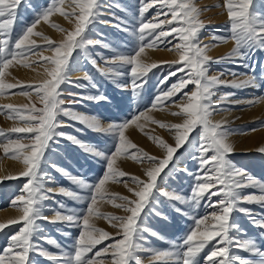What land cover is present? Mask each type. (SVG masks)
Instances as JSON below:
<instances>
[{"label":"snow or ice","instance_id":"6c2138e0","mask_svg":"<svg viewBox=\"0 0 264 264\" xmlns=\"http://www.w3.org/2000/svg\"><path fill=\"white\" fill-rule=\"evenodd\" d=\"M21 3L22 0H0V95L18 94L30 98L34 93L38 103L30 102L20 106L7 104L0 107V111L7 110L9 118L23 123V126L12 127L8 131L27 134L13 138L0 131V137H3L0 140V147L8 158L22 163L23 171L19 173V177L26 178L20 194L11 201V206L15 207L20 215L0 223V231L9 225H19L8 237L6 246L0 249V264H34L33 254L47 258L52 264H142L138 256V252L141 251L151 253L153 264H264V249L256 240L235 235L234 233L240 232L241 229L233 220V213L239 212L247 215L254 226L264 230V213L257 219L253 216L252 209L241 206L246 203L264 208V182L253 178L229 158L234 149L228 137L234 130L224 127V122H214L211 118L218 106L242 102L230 99L235 95L233 92L218 94L221 86L233 89H259L264 84V66L257 75L253 59L257 51H264V12L256 10L254 0H223L222 8L227 17L225 31L228 35L213 34L212 39L217 44L232 41L234 47L227 56L215 61L207 54L210 46L204 45L200 39V32L205 25L200 20L201 11L196 7L194 0H139L137 23L133 26V35L136 37V46L133 50L128 54H117L111 58L102 57L105 61L103 67L97 64L95 58L86 56V59L101 75L109 79L129 76L131 95L133 100H137L147 83L148 73L158 67L155 63L144 62L142 54L145 48H157L161 44H166L170 45L167 50L174 51L177 59L169 64L170 71L162 78L161 85L167 83L173 76H176L177 80L167 88L158 85L156 95L144 111H139L122 122H110L107 127L95 116H86L64 107L65 100L62 98L64 92L61 89L62 84L74 83L70 77L73 71L71 61L76 50L85 51L88 46L96 44L109 47L102 41L89 39L86 35V30L101 15L103 6L100 0H71L68 5L71 11L65 10L66 0H49L48 4L36 12L30 25L25 26L22 32L14 36L17 9ZM153 8L155 13L152 17H146V13ZM56 14L73 22V29L66 30L53 23L51 17ZM113 18L118 21L115 27L123 31L129 30L127 21L114 14ZM41 22L62 32L63 39L56 42L35 31ZM34 37L43 40L44 45H38ZM169 37L172 39L169 40ZM174 41L176 42L173 43ZM45 51L51 55H43ZM32 56H38L43 61V72L40 74L43 78L34 84H28L26 89L19 81L8 82L7 69L13 64L31 67L29 59ZM223 61L237 64L248 69V72L239 74L232 72L233 76L244 78L231 81L220 79V76L224 75L223 72L209 76L210 62ZM177 73L183 75L178 76ZM82 79L88 83H74V86L81 89L98 87L89 73L85 72ZM189 85L192 87L189 88ZM118 87L128 88L129 84H121ZM16 88H20L21 91L19 93L8 91ZM178 94L179 100L174 99ZM67 95L74 98L71 103H79L82 100L99 102L107 99L103 94L81 95L68 92ZM213 97L217 98L214 100ZM261 101H264V97L253 98L247 103ZM170 105L178 109L170 114L178 117L180 122L164 123L149 115L153 109L163 110ZM61 116L78 121L92 131L110 136L114 141L113 150L107 152L99 150L75 136L58 131L64 126V121L59 119ZM141 120L156 124L173 135L174 146L156 135L148 136V139L163 151L162 158L149 155L126 136V130L133 125L143 131V125L138 123ZM197 130V135L190 139V134ZM57 137L70 140L86 153L102 160L106 170L96 183H89L83 178L70 176L65 172L71 182L87 195L81 196L63 187L58 191L72 200L85 201L87 206L83 212H79L68 209L61 203L60 208L64 211L57 210L49 220V217L44 215L43 202L51 199L48 193L53 190L45 188L44 177L47 174L41 172V164L45 159L46 150L51 146L50 142L57 143ZM186 143L193 150L192 158L198 163V170L193 175V186L187 197L162 190L160 187L164 180L161 173H164L174 154ZM259 151L264 153V148H260ZM121 158L131 159L137 163L148 162L150 165L144 169L145 178L130 177L135 187H128V191L134 198L117 197L107 193L108 182H121L118 178L129 175L116 166V162ZM57 170L63 172L62 169ZM123 182L127 186L128 182ZM245 188L256 189L257 192L244 194L242 190ZM157 195L188 205L190 209L188 215L193 223L187 233L180 240L172 242L169 248L152 251L140 244L144 239L142 235L144 231L156 235L151 233L150 229L142 227L141 213L154 202ZM212 197L218 199L213 201ZM117 198L121 201L119 204L115 203ZM98 200L112 203L127 215L101 214L96 207ZM202 203L205 208L213 210L199 215L197 210ZM176 211L184 212L181 208H177ZM101 217L117 229L115 234L95 226L93 220ZM41 220L78 228V236L73 239L71 247L64 250L60 244L48 237L42 238L60 249L59 253H52L41 247L35 239L40 231L38 221ZM64 234L70 235L67 232ZM261 235L264 238V232ZM105 241L109 243L105 244ZM99 245L103 247H98ZM234 249L258 259L245 258Z\"/></svg>","mask_w":264,"mask_h":264},{"label":"rangeland","instance_id":"374dc122","mask_svg":"<svg viewBox=\"0 0 264 264\" xmlns=\"http://www.w3.org/2000/svg\"><path fill=\"white\" fill-rule=\"evenodd\" d=\"M48 3L49 0H22L21 5L17 9V19L14 25L13 35L15 36L19 34L23 31L25 26L30 25L35 18L36 12ZM66 3L65 10L71 11L69 6L66 7V5L71 3V0H66ZM100 3L103 6L101 15L96 18L95 23L89 26V29L86 30V35L89 39L102 41L109 47L105 48L100 44H96L88 46L85 51L76 50L73 53L71 61L73 71L71 72L70 77L71 81L74 83L87 84L88 82L82 79L84 73L87 72L92 76L93 81L98 87L81 89L75 87L74 83H65L61 85V89L64 92V95L62 96L65 100L64 107L71 108L83 115L88 114V116H95L100 119L105 127H107L110 122H122L125 119H130L134 114H138L139 111H144L156 95L158 85L167 88L172 83L176 82L177 77L173 76L167 81V83L161 85L162 78L170 71L169 64L172 61H175L177 56L174 54V51L167 50L170 45L161 44L157 48H145V51L142 54L144 62L155 63L158 67L152 69V71L148 73V76L146 77L147 83L143 87L141 97L137 100H133L129 76L109 79L106 76L101 75L100 72L92 66L89 60L86 59V56L95 58L97 64L103 67L105 61L102 57L111 58L117 54H128L133 50L136 46V37L133 35V26L137 23L139 0H100ZM194 3L196 7L200 9V20L203 21L205 25L200 32V39L204 45L210 46L207 50V54L213 61L227 56L234 47V42L229 41L227 44H217L216 41L212 39L213 34L216 36L228 35V32L222 31V18H218L219 12H224L222 8L223 0H194ZM254 7L257 11L264 12V0H254ZM154 13L155 9H150L149 12L146 13V17L151 18ZM212 13L213 15H211ZM113 14L127 21L128 31H123L114 26L118 21L113 18ZM51 21L66 30H72L74 26L73 22H70L59 14L52 16ZM66 21H69V24ZM102 21L110 22L103 23ZM35 31L43 33L56 42L61 41L64 35L62 32L51 28L43 22L36 27ZM34 39L37 40L38 45H44V41L40 38L34 37ZM168 39L171 40L172 38L169 37ZM175 42L176 41L173 43ZM229 43L230 45L228 47ZM218 45H224V50H216ZM212 50L213 52H211ZM157 52H159V54ZM149 53L150 55L151 53L152 55H155H151V57L149 56ZM43 55L47 56L51 55V53L45 51L43 52ZM253 59L256 64V74L259 75L262 66H264V51H257ZM251 62L252 61H249V63ZM29 63L31 64V67H24L19 64H13L10 66L7 69V81L12 83L19 81L26 89L28 84H34L36 81L42 79L43 77L40 74L43 72V61L38 56H32L29 59ZM220 72L224 73V75L220 76L221 80L231 81L233 79L244 78L243 76H233L231 74L232 72L237 74L247 73L248 69L239 67L237 64L228 61L220 63L210 62L208 75L215 76ZM177 75L179 76L183 74L177 73ZM126 83L129 84L128 88L118 87V85ZM191 87L192 86L189 85V88ZM187 90L188 89H184V91ZM8 91L11 93H19L21 89L16 88ZM68 92L80 93L81 95L103 94L107 99L99 102L82 100L79 103H71L74 98L68 96ZM228 92L235 93V95L230 98L231 100H240L242 102L218 106L217 111L213 112L211 118L214 122H224V127L229 130H234L230 132L228 137L229 143L233 145L234 149L229 158L236 166L246 170L253 178L264 182V153L259 151L260 148H264V101L254 104L247 103L248 100L253 98L264 97V84H262L259 89H233L224 86H221L218 89V94ZM179 98L180 94L174 97L176 100H179ZM216 98L217 97H213L214 100ZM30 102L38 103L37 97L34 93L30 98L18 94L0 95V107L7 104L20 106L29 104ZM177 110L178 109L174 105H170L163 110L153 109L149 115L153 119L164 123H178L180 122L179 118L170 114ZM59 119L64 121V126L58 129V131H63L68 135L75 136L82 142L99 150L106 152L113 150L114 141L110 136L92 131L78 121H72L67 117L61 116ZM138 123L143 125V131L133 125L126 130L125 134L133 143L149 155L161 158L164 155L163 151L148 139L149 135L161 137L167 143L174 146V137L168 130L162 129L156 124L144 122L143 120ZM20 126H23V123L17 119L9 118L6 109L0 111V131H3L7 136L13 138L18 135H27L23 133H10L8 131L12 127ZM197 132L198 130L190 134V139L195 137ZM2 139L3 137H0V140ZM56 139L58 141L57 143L51 144L50 142L51 146L46 150L45 159L41 164V172L47 174L44 177L45 188H51L53 190L48 193L51 199L43 202L44 215L49 217V220L54 216V213L57 210L64 211L60 208L61 203L68 209H73L79 212H83L87 206L85 201L72 200L58 191L59 188L63 187L67 190L75 191L81 196L87 195V193L71 182L69 175L83 178L89 183H96L106 170L102 160L86 153L82 148L73 144L70 140L64 137H57ZM24 142L27 143L28 141ZM192 155L193 150L187 143L185 146L178 149L174 154L173 160L164 170V173H161V176L164 177L163 182L160 183L162 190L172 191L184 195L185 197L190 195L194 182L193 175L198 170V163L192 158ZM0 158V163L3 162L5 158H8L2 147H0ZM53 165L56 167H53ZM116 166L129 175L118 178L121 182H108L106 184L107 193L114 194L117 197L127 196L129 198H134L132 193L128 191V187H135V185L131 183L130 177L137 176L141 179L145 178L144 169L150 166L149 163H137L131 159L121 158L116 162ZM57 169H62L63 172L58 171ZM169 169H172V171H169ZM183 169H187L188 171L185 172ZM65 172L69 175H65ZM165 173H167L166 176ZM15 177L18 178L8 179L7 176H0V214H2L0 215V223L7 222L20 215L19 211L11 206V201L20 194V189L26 178L19 177V175H16ZM123 181L128 182L127 186H125ZM242 191L244 194L257 192L256 189L251 188H245ZM217 199L218 197H212L213 201ZM120 202L121 201L118 198L115 200L116 204H119ZM241 206L252 209V214L257 219H260L261 213H264V208H261L256 204L244 203ZM96 207L103 215H127V213L121 208L115 207L112 203H108L106 200H98ZM177 208L183 209L184 212L181 213L176 211ZM212 210L213 209L211 208H205L202 203V206L197 210V213L203 215L205 212H211ZM189 211L190 209L188 205L176 201H170L163 196L157 195L154 202L146 207L141 213L142 227L150 229L151 233H155L156 235L144 231L142 233L144 239L140 241V244L152 251L169 248L172 242L180 240L192 226L193 221L188 215ZM49 220L38 221L40 224V231L35 237L37 243L52 253H59L60 249L47 243V241L42 238L48 237L60 244L64 250H68L71 247L73 239L78 236L79 229L76 227H66L62 223H52L49 222ZM233 220L241 229L240 232L234 233L235 235H239L241 238L246 237L256 240L258 245L264 249V238H262L261 235L264 230L254 226L247 215L239 212L233 213ZM93 223L96 227L108 231L109 233L115 234L117 231L116 228H113L111 224L102 217L95 218ZM18 227L19 225H9L7 228L0 231V249L6 246L8 237L13 234ZM66 232L70 233V235H65L64 233ZM104 243L107 244L109 241H105ZM98 247H103V245H99ZM209 247H211V245H209ZM234 250L245 258L258 259V257L250 256L246 252L238 249ZM205 251H207V249H205ZM138 256H140L142 264H153L150 252L141 251L138 252ZM32 259L34 264H52L47 258L37 254H33Z\"/></svg>","mask_w":264,"mask_h":264},{"label":"bare ground","instance_id":"6f19581e","mask_svg":"<svg viewBox=\"0 0 264 264\" xmlns=\"http://www.w3.org/2000/svg\"><path fill=\"white\" fill-rule=\"evenodd\" d=\"M68 3V2H67ZM66 3V4H67ZM69 5V4H68ZM68 5H66V7H68ZM69 9H71V8H69ZM220 9H221V7H220ZM218 11V10H217ZM222 12V11H221ZM211 15H213V13L211 14ZM226 15H225V13L224 12H222V13H220L219 12V16H218V18H222L221 20H223V28H222V31L223 32H226L225 31V28H226V17H225ZM212 17V16H211ZM66 22H68V24H69V21H66ZM64 23V22H63ZM67 25V24H66ZM49 30V29H48ZM49 33V32H48ZM221 44V43H220ZM223 44V43H222ZM227 44V43H226ZM229 45H230V43L228 44V47H229ZM224 46V45H223ZM223 46H217V48H216V50L218 49V50H222L223 49ZM225 46H227V45H225ZM225 48V47H224ZM214 50V49H213ZM213 50L211 51V52H213ZM224 50V49H223ZM152 51V50H151ZM148 52H150V51H148ZM156 52V51H155ZM152 53H154V52H152ZM152 53H151V55H152ZM158 54H159V52H157ZM156 53V54H157ZM164 53V52H163ZM166 53V52H165ZM146 54H148V53H146ZM175 54V53H174ZM150 55V53H149V56H151ZM153 55H155V54H153ZM152 55V56H153ZM165 55V54H164ZM143 56H145V55H143ZM148 56V57H149ZM151 56V57H152ZM154 57H156V56H154ZM153 57V58H154ZM147 59V58H146ZM145 59V60H146ZM144 60V59H143ZM149 60V59H148ZM147 60V61H148ZM152 61V60H151ZM153 62V61H152ZM23 72V71H22ZM86 116H88V114H85ZM1 159V158H0ZM21 170H23V165H22V163L20 162V161H14V160H11V159H9V158H5V160L3 161V162H1L0 163V176L2 177V176H7V177H9V176H16V175H19L18 173L19 172H21ZM50 183V182H49ZM48 186H50V185H48ZM47 187V186H46ZM10 212H11V210H10ZM13 212V211H12ZM15 212V211H14ZM0 215H2V214H0Z\"/></svg>","mask_w":264,"mask_h":264}]
</instances>
